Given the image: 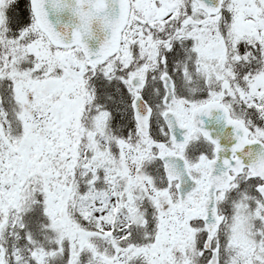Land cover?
<instances>
[{
  "label": "snow or ice",
  "instance_id": "1",
  "mask_svg": "<svg viewBox=\"0 0 264 264\" xmlns=\"http://www.w3.org/2000/svg\"><path fill=\"white\" fill-rule=\"evenodd\" d=\"M0 264H264V0H0Z\"/></svg>",
  "mask_w": 264,
  "mask_h": 264
}]
</instances>
